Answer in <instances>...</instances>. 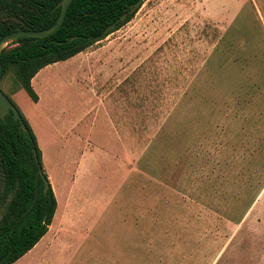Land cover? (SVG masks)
<instances>
[{
  "label": "rangeland",
  "instance_id": "obj_1",
  "mask_svg": "<svg viewBox=\"0 0 264 264\" xmlns=\"http://www.w3.org/2000/svg\"><path fill=\"white\" fill-rule=\"evenodd\" d=\"M30 84L56 210L13 264H264V0H144Z\"/></svg>",
  "mask_w": 264,
  "mask_h": 264
},
{
  "label": "trees",
  "instance_id": "obj_2",
  "mask_svg": "<svg viewBox=\"0 0 264 264\" xmlns=\"http://www.w3.org/2000/svg\"><path fill=\"white\" fill-rule=\"evenodd\" d=\"M60 1L0 0V39L17 31L50 29L59 17ZM137 1L72 0L54 34L42 39L19 38L13 42L15 46L2 50V77L16 70L22 88L37 102L31 78L43 67L65 61L104 38L108 26L115 23L113 31L120 28L133 16L128 11ZM123 14L126 18L120 22ZM16 109L27 133L20 130L11 112L4 122L0 120V264H13L29 252L47 233L56 210L51 187L43 194L39 172L47 177L36 137Z\"/></svg>",
  "mask_w": 264,
  "mask_h": 264
},
{
  "label": "water",
  "instance_id": "obj_3",
  "mask_svg": "<svg viewBox=\"0 0 264 264\" xmlns=\"http://www.w3.org/2000/svg\"><path fill=\"white\" fill-rule=\"evenodd\" d=\"M72 0H61L57 7L60 8V14L59 17L56 21V23L47 30H43V31H17L14 33H10L6 36H4L3 38L0 39V56L2 53V50L10 43L15 42L17 39L19 38H36V39H42V38H46L52 34H54L62 25L67 9L70 5ZM144 0H138L135 4H133L130 8V10L128 11L129 15H132L135 13V11L142 5ZM126 18V14H123L120 18L119 21L123 22ZM115 28V23L108 26L104 32L103 35H107L108 33H110L111 31H113ZM2 77V66L0 63V80ZM9 112H11L13 114V118L15 121H17L19 123V128L23 133H27V127L24 124L22 118L20 117V114L18 112V110L16 109V107L10 102V100L6 97V95L1 91L0 89V120L1 121H5V117L7 114H9ZM42 181H43V194H46L47 191L50 189V183L48 182V179H46L41 171L39 172Z\"/></svg>",
  "mask_w": 264,
  "mask_h": 264
},
{
  "label": "crops",
  "instance_id": "obj_4",
  "mask_svg": "<svg viewBox=\"0 0 264 264\" xmlns=\"http://www.w3.org/2000/svg\"><path fill=\"white\" fill-rule=\"evenodd\" d=\"M89 111V110H88ZM88 111H85V114L84 115H86V112H88ZM50 227V226H49ZM48 231H49V229H48ZM47 234L48 233H46L44 236H43V238H45L46 236H47Z\"/></svg>",
  "mask_w": 264,
  "mask_h": 264
}]
</instances>
